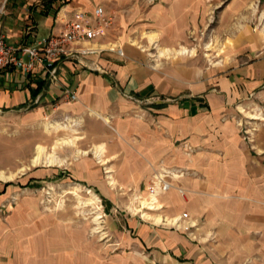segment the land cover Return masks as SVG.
Here are the masks:
<instances>
[{
  "label": "crops",
  "instance_id": "crops-1",
  "mask_svg": "<svg viewBox=\"0 0 264 264\" xmlns=\"http://www.w3.org/2000/svg\"><path fill=\"white\" fill-rule=\"evenodd\" d=\"M223 1L4 0L0 33L17 46L61 33L78 12L92 19L99 6L114 25L77 43L87 54L64 60L55 75L0 71V113L71 124L93 140L90 177L98 192L112 195L106 202L132 195L129 208L143 216L157 211L158 225H177L180 210L188 209L204 221L194 233L204 240L215 236L221 253L231 250L233 257L239 200L264 212V121L250 122L248 142L238 116L245 109L238 103L264 95V0H234L235 9L224 12L239 20L233 33L245 36L225 38L209 68L206 57L194 56L191 37L206 26L209 4ZM251 16H262L263 24L240 21ZM241 49L249 53L243 64ZM241 182L255 192L242 193ZM176 189L188 191V200ZM242 219L247 226L248 216ZM258 219L264 226V213ZM139 226L134 219L130 228L143 239L147 231ZM168 240L175 254L185 252L181 262L194 263L197 245L177 231Z\"/></svg>",
  "mask_w": 264,
  "mask_h": 264
},
{
  "label": "rangeland",
  "instance_id": "rangeland-1",
  "mask_svg": "<svg viewBox=\"0 0 264 264\" xmlns=\"http://www.w3.org/2000/svg\"><path fill=\"white\" fill-rule=\"evenodd\" d=\"M153 1L157 2L147 3ZM233 3L238 4L234 0L216 7L209 4L206 26L192 33L194 56L206 57L209 68L222 55L219 46L225 38L245 36L233 33L236 18L224 14L235 9ZM260 5L264 7V1ZM262 16L240 21L259 27ZM239 53V64L249 61L248 51ZM241 104L245 106L238 115L241 136L250 142V122L264 121V95ZM92 141L71 124L60 126L39 115L30 119L22 113H0V264H203L207 259L212 264H264V226L258 219L264 212L258 204L253 207L251 201L239 200L242 222L238 236H233L237 249L233 247V257L231 250L223 254L215 236L204 240L194 233L204 221L188 209L180 210L177 225H158L157 211L143 216L129 208L132 195L117 194L106 202L107 195L97 191L90 177L95 168ZM240 185L245 187L243 182ZM252 188L241 191L253 193ZM176 191L183 201L188 200V191ZM245 215L250 219L247 226L243 225ZM134 219L147 231L143 239L130 228ZM192 222H198L197 226ZM172 231L197 245L194 263L181 262L184 251L173 252L168 240Z\"/></svg>",
  "mask_w": 264,
  "mask_h": 264
},
{
  "label": "built area",
  "instance_id": "built-area-1",
  "mask_svg": "<svg viewBox=\"0 0 264 264\" xmlns=\"http://www.w3.org/2000/svg\"><path fill=\"white\" fill-rule=\"evenodd\" d=\"M113 25V19L99 6L95 9L92 19L85 13L78 12L61 33L31 44H11L7 37L0 33V71L12 69L33 75L41 70L55 75L57 65L64 60L87 54L76 50L77 43L102 36ZM168 188L169 185L163 187L164 190Z\"/></svg>",
  "mask_w": 264,
  "mask_h": 264
},
{
  "label": "bare ground",
  "instance_id": "bare-ground-1",
  "mask_svg": "<svg viewBox=\"0 0 264 264\" xmlns=\"http://www.w3.org/2000/svg\"><path fill=\"white\" fill-rule=\"evenodd\" d=\"M40 151H41V150H40ZM39 153H41V152H39ZM39 159H40V158L37 159V162L39 161ZM49 159H50V158H49ZM50 161H52V160H50ZM53 163H54V162H53ZM2 174H3V173H2Z\"/></svg>",
  "mask_w": 264,
  "mask_h": 264
}]
</instances>
